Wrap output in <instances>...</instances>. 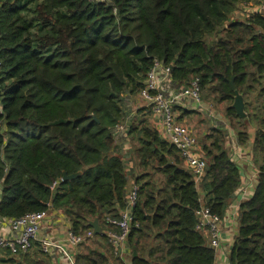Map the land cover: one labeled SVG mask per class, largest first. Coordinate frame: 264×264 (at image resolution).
I'll use <instances>...</instances> for the list:
<instances>
[{
    "label": "trees",
    "instance_id": "16d2710c",
    "mask_svg": "<svg viewBox=\"0 0 264 264\" xmlns=\"http://www.w3.org/2000/svg\"><path fill=\"white\" fill-rule=\"evenodd\" d=\"M252 1L0 0V218L60 211L78 236L98 219L102 234L79 248L75 264H215L197 213L205 207L224 219L241 186L220 128L203 138L208 169L199 190L179 150L140 110L129 132L140 187L129 255L116 258L105 234L129 190L115 140L126 121L123 97L139 94L160 62L172 67L175 83L188 88L198 79L204 102L225 105L242 146L256 124L258 184L241 204L229 258L264 264V17L236 19ZM232 81L245 119L232 107ZM0 264L53 261L38 247L19 258L0 256Z\"/></svg>",
    "mask_w": 264,
    "mask_h": 264
},
{
    "label": "built area",
    "instance_id": "2783aa9c",
    "mask_svg": "<svg viewBox=\"0 0 264 264\" xmlns=\"http://www.w3.org/2000/svg\"><path fill=\"white\" fill-rule=\"evenodd\" d=\"M89 1L93 3L110 2V0ZM237 13L239 16L244 17V19L252 14H260L264 17V0H253L244 4L239 8ZM171 73L172 67L156 62L149 72L144 88L139 92V96L148 106L150 112L149 119L159 123L156 129L160 132V136L179 150L197 188L202 190V183L208 169V160L203 154L197 136L188 125L178 122L174 110L175 105L186 97L191 98L198 105L199 109H203L199 80H194L190 87L182 88L178 94L168 95L162 89V84L166 81L175 83ZM208 111L210 112V117L214 120V106L211 105ZM131 123L132 120H129L118 125L115 128V134L128 136ZM139 190L140 187L136 179H134L129 187L125 209L121 212L120 218H109L107 220L112 228L107 230L105 234L116 258L123 259L129 255L127 240L135 224L134 210L138 203ZM52 212L33 213L16 220L3 219L8 221L11 234L10 237H6L0 232V251L9 252L11 257L19 258L31 253L35 243L39 242L42 252L53 261L66 260L68 264H75V258L70 256L66 251L65 244H61L60 241L52 238L39 240L42 226L51 218ZM197 216V230L206 235L209 246L212 249L218 250L221 244V225L223 219H220L209 208L205 207L197 213ZM94 237V231L88 232L85 236H78L70 230L67 234V243L69 247L78 251L81 246L88 244Z\"/></svg>",
    "mask_w": 264,
    "mask_h": 264
},
{
    "label": "crops",
    "instance_id": "0c3cea01",
    "mask_svg": "<svg viewBox=\"0 0 264 264\" xmlns=\"http://www.w3.org/2000/svg\"><path fill=\"white\" fill-rule=\"evenodd\" d=\"M236 17H240L238 13H236ZM182 88L185 87L169 81H166L162 84V89L168 95L178 94ZM211 105L213 104L203 101V109H199L198 105L194 101H192L191 98L186 97L180 100L177 105H175L174 110L177 115L178 122L188 125L192 132L197 136V138L202 139V141L210 130L220 128L226 131V147L230 152L233 161L238 165L241 171V186L240 189L233 196L230 206L226 212L225 218L222 221L221 244L220 248L216 250L215 264H230L229 256L239 232L241 204L253 197L258 184L259 163H261V161L259 160V162H256L254 154V144L256 141L257 127L256 124H253L254 126L249 127L250 140L246 146H242L237 139L236 132L230 127V122L226 117L225 105H220V112L213 105L215 114L214 120H212V118L210 117V112L208 111ZM123 108L125 110L127 122L129 120H132L133 122V120L138 119L140 117L138 112L143 109L146 110L144 114L148 113V118L150 116L148 106L141 99L139 94L128 93L124 95ZM150 123L154 128L159 125L158 122H154L151 120ZM115 140L116 149L125 161V167L129 177L130 187L134 179H137V177L135 176V165L133 161L130 160L132 151L130 133L128 134V136L115 134ZM184 167L186 168L185 164ZM204 195L205 194H202L203 198ZM1 196L2 195L0 188V201ZM70 230L71 223L68 217L63 212L53 211L51 218L42 226V230L39 234V240L41 241L45 238H52L54 240L60 241L61 244L66 245V251L70 254V256L75 258L77 250H74L69 247L67 243V234ZM0 232L6 237H10L11 230L7 220L0 219ZM38 247H40V243L36 242L33 246V251L31 253H36ZM0 256L4 260L8 258H14L10 256L9 252L6 251H0ZM53 264L68 263L66 260H60L59 262L55 260L53 261Z\"/></svg>",
    "mask_w": 264,
    "mask_h": 264
},
{
    "label": "water",
    "instance_id": "95a60500",
    "mask_svg": "<svg viewBox=\"0 0 264 264\" xmlns=\"http://www.w3.org/2000/svg\"><path fill=\"white\" fill-rule=\"evenodd\" d=\"M231 87L235 91L234 81L231 82ZM232 107L236 110L238 116H240L243 119L246 118L247 114L245 111L246 105H245L244 97L238 91H235V100ZM169 163H171L170 160ZM81 174L82 173H78L73 176H67L66 174H64V178L62 182L73 180L78 176H80ZM90 226L92 227L95 236H100L102 234V227L100 226L98 219H95L94 221L90 222Z\"/></svg>",
    "mask_w": 264,
    "mask_h": 264
},
{
    "label": "rangeland",
    "instance_id": "374dc122",
    "mask_svg": "<svg viewBox=\"0 0 264 264\" xmlns=\"http://www.w3.org/2000/svg\"><path fill=\"white\" fill-rule=\"evenodd\" d=\"M239 18H240V20H244V17H242V16H240ZM236 19H237V17H236ZM221 105H222V104H221ZM214 106H215V108H217V109L219 110V112H220V105H214ZM223 107H224V106H223ZM224 108H225V107H224ZM218 110H217V111H218ZM251 111H252V109H251ZM198 141H199V145H200V147H202V139H199V138H198ZM135 169H136V174H135V176L138 177V170H137L136 166H135ZM84 246H86V247H87V246H93V239H92L88 244H85ZM84 246H83V247H84ZM83 247H82V248H83ZM84 248H85V247H84ZM84 248H83L82 250H84ZM78 250H79V249H78Z\"/></svg>",
    "mask_w": 264,
    "mask_h": 264
}]
</instances>
